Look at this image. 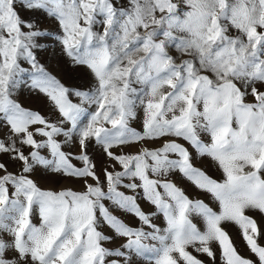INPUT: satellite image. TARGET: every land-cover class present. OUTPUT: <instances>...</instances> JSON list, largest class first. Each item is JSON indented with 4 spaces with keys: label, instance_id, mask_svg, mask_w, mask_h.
<instances>
[{
    "label": "snow or ice",
    "instance_id": "6c2138e0",
    "mask_svg": "<svg viewBox=\"0 0 264 264\" xmlns=\"http://www.w3.org/2000/svg\"><path fill=\"white\" fill-rule=\"evenodd\" d=\"M0 264H264V0H0Z\"/></svg>",
    "mask_w": 264,
    "mask_h": 264
},
{
    "label": "rangeland",
    "instance_id": "374dc122",
    "mask_svg": "<svg viewBox=\"0 0 264 264\" xmlns=\"http://www.w3.org/2000/svg\"><path fill=\"white\" fill-rule=\"evenodd\" d=\"M29 103L34 107H38V108L41 107V105L38 101L30 100ZM214 174L219 175L218 173H215V172H214ZM40 183H41V186H43V187H58L60 185L69 186V185L74 184L75 182L64 181L58 177H42L40 179ZM129 222H132V221L129 220ZM227 228H228L229 232L231 233V235L233 236V238H234L239 250L241 251V253L247 255L246 248H245L242 240L239 237V234H238L236 227L233 225H228Z\"/></svg>",
    "mask_w": 264,
    "mask_h": 264
}]
</instances>
